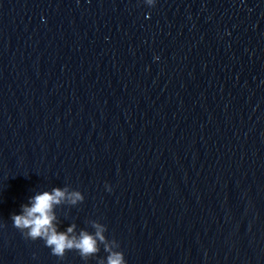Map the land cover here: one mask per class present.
<instances>
[{
    "label": "water",
    "instance_id": "95a60500",
    "mask_svg": "<svg viewBox=\"0 0 264 264\" xmlns=\"http://www.w3.org/2000/svg\"><path fill=\"white\" fill-rule=\"evenodd\" d=\"M65 186L127 264H264V0H0V264H103L13 227Z\"/></svg>",
    "mask_w": 264,
    "mask_h": 264
},
{
    "label": "clouds",
    "instance_id": "9594fccd",
    "mask_svg": "<svg viewBox=\"0 0 264 264\" xmlns=\"http://www.w3.org/2000/svg\"><path fill=\"white\" fill-rule=\"evenodd\" d=\"M144 2L154 6L156 0ZM105 187L111 191L110 186L106 184ZM83 200L84 196L78 190H70L68 186L55 187L51 192L43 191L30 197L28 203L21 205V213L11 214L10 219L13 227L18 229L25 239L44 241L45 246L51 249V254L59 259H63L68 251H76L84 261H88L89 258L97 256L100 246L103 245L107 253L103 264H127L123 251L119 250L118 241L106 238L107 228L104 224L92 221L91 227L95 231L90 233L81 229L78 235L74 234L75 224L64 231L59 230L54 206L65 202L76 205ZM98 264H101L99 260Z\"/></svg>",
    "mask_w": 264,
    "mask_h": 264
}]
</instances>
